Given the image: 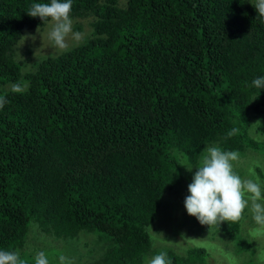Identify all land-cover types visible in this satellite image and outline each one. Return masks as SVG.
I'll return each instance as SVG.
<instances>
[{"label": "trees", "instance_id": "obj_1", "mask_svg": "<svg viewBox=\"0 0 264 264\" xmlns=\"http://www.w3.org/2000/svg\"><path fill=\"white\" fill-rule=\"evenodd\" d=\"M34 3L50 0H0V251L35 264L27 237L41 233L59 264L91 234L80 264H143L161 251L170 264L204 263L205 246L180 255L155 246L151 227L159 231L181 164L197 165L205 147L246 155L247 168L234 167L242 178L252 152L264 155V120L253 124L264 116V89L251 86L264 77L255 0H72L73 30L88 29L82 40L47 56L27 47L16 59L24 32L44 26L27 14ZM21 80L26 90L12 93ZM255 170L264 184V168ZM248 214L199 223L241 252L252 247L239 235Z\"/></svg>", "mask_w": 264, "mask_h": 264}, {"label": "clouds", "instance_id": "obj_2", "mask_svg": "<svg viewBox=\"0 0 264 264\" xmlns=\"http://www.w3.org/2000/svg\"><path fill=\"white\" fill-rule=\"evenodd\" d=\"M252 6L256 10V18L264 22V0H255ZM72 0H50V3H34L28 9L30 17H39L48 31L37 32L42 39V47L35 52L51 48V55L63 53L69 48V41L79 43L83 35L73 31L71 19ZM43 26V27H44ZM35 41L36 36H26ZM251 86L264 89V77H257ZM27 83L18 81L10 85L12 93H23ZM8 103L6 95H0V109ZM238 128L231 129L228 137L238 133ZM240 158L238 151H225L217 146L205 147L197 166L181 164L189 172L198 169L192 183L188 185L190 195L185 198V208L190 216L196 217L202 225L221 224L224 221L238 222L245 209L251 213L255 228L252 230V241H258L257 264H264V184L256 174V168H264V163L254 162V167L248 169V176L241 177L234 170V162ZM34 223V222H33ZM35 224V223H34ZM151 231L152 230L151 227ZM155 233V232H154ZM251 241V242H252ZM19 251H0V264H24ZM35 264H50L45 252L35 255ZM59 264H74L70 258L60 255ZM145 264H170L164 251L147 259Z\"/></svg>", "mask_w": 264, "mask_h": 264}, {"label": "rangeland", "instance_id": "obj_3", "mask_svg": "<svg viewBox=\"0 0 264 264\" xmlns=\"http://www.w3.org/2000/svg\"><path fill=\"white\" fill-rule=\"evenodd\" d=\"M38 27L40 28L41 32L46 33L48 31L47 25L44 27ZM38 27L33 30L24 32L15 53L16 59L28 58L29 55L26 54L27 47H29L32 51V54L30 55L31 57L35 55V52L42 47V39L40 34L37 32ZM87 31L88 29L85 25L84 31H81L80 33H82V35L84 36ZM30 35L36 36L35 41H33L31 38L25 40V37ZM73 44H75V42L69 41L70 46ZM51 52H53L51 48H46L39 51L37 55L47 56V54ZM34 57H36V55ZM263 120L264 116L262 118L254 120L253 124H260ZM259 135L264 140V135ZM251 152L252 151L250 150L249 153L251 154ZM261 153L262 152L256 151L252 152L253 164L255 161L264 163V155L263 157L259 158ZM200 159L201 158L199 157L196 160L198 164L200 162ZM248 161L249 160L246 155L240 156L239 160L237 162H234V167H242L246 169ZM197 165L194 164L191 166L195 167ZM197 170L198 169L193 168L192 172H189L185 167H183L181 171V181L176 186L170 189L166 188L163 195V203L157 217V220H159L160 223V228L158 232H153V235L156 238V242L154 245L172 247L173 251L179 253L180 255L186 254V245L188 246V244L205 246L207 249V254L204 257V263L201 264H257V252L255 249L258 247V242L254 240L252 241V238L249 237V234L247 232L248 227H252L254 225L253 228H255L256 226L248 209L247 212H249V214L242 221V232L239 235L240 237L246 239L249 238V243L252 244V247L244 249L241 252L236 250L234 241L227 240V237H225V235L222 234L220 230H216L214 227H202L196 217L190 216L187 213V210L185 208V198L186 196L190 195L188 191V185L192 183L193 175ZM244 175V177H247L248 172H245ZM32 227H36V224L32 225ZM246 234L248 237H246ZM168 237L175 240H169L167 241V243H165L166 240L163 239ZM48 240H51V238L48 237ZM27 241L29 242V249H33L36 255L38 252L43 250L44 244L46 245L47 242V237L43 236L41 233L37 235L34 233H29ZM52 242L57 246V248H61L62 243L59 240H55ZM73 243L77 246V251L75 253H71L68 249L62 251L61 253L62 255L73 260L74 264H80L79 255L81 253L84 255L88 246H94L93 235L81 234L78 239L73 241ZM85 243L87 244L86 246L84 245ZM92 255H96V250H93ZM151 257L152 255H148L143 264H145L146 260L150 259ZM88 258L87 256H85V259Z\"/></svg>", "mask_w": 264, "mask_h": 264}]
</instances>
